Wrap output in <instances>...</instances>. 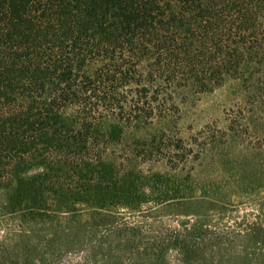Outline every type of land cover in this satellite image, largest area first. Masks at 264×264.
<instances>
[{"label": "trees", "instance_id": "16d2710c", "mask_svg": "<svg viewBox=\"0 0 264 264\" xmlns=\"http://www.w3.org/2000/svg\"><path fill=\"white\" fill-rule=\"evenodd\" d=\"M249 62L264 64V0H0L4 264L24 243L38 249L34 223H77V205L91 238L47 242L45 256L18 261L69 264L62 255L77 251L79 264H264L219 257L222 243L196 242L189 221L165 227L161 203L137 208L151 196L114 177L112 137L100 130L165 117L172 86L211 90ZM165 150L175 170L177 153Z\"/></svg>", "mask_w": 264, "mask_h": 264}, {"label": "rangeland", "instance_id": "374dc122", "mask_svg": "<svg viewBox=\"0 0 264 264\" xmlns=\"http://www.w3.org/2000/svg\"><path fill=\"white\" fill-rule=\"evenodd\" d=\"M164 97L175 108L165 117L152 121L140 117L130 124L109 121L100 129L112 137L105 159L114 177L148 191L151 197L135 202L137 208L163 204L168 212L165 227L189 221L199 238L196 242L209 247L222 243L219 257L264 260V64L246 63L211 90L188 82L172 86ZM171 145L184 150L178 152ZM168 147L177 153L175 170L169 166ZM77 209L80 215L88 211L82 205ZM80 215L75 224L52 218L62 223L58 228L34 223L30 234L38 249L31 251L24 243L6 259L21 264L18 257L45 256L47 242L91 238L81 227ZM2 235L0 228V240ZM74 252L62 257L79 264L82 255ZM4 261L2 255L0 264Z\"/></svg>", "mask_w": 264, "mask_h": 264}]
</instances>
